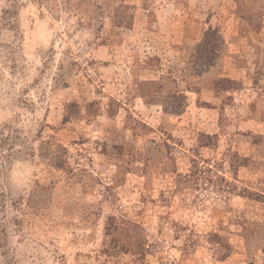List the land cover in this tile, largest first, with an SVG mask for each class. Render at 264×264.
<instances>
[{
	"label": "rangeland",
	"instance_id": "obj_1",
	"mask_svg": "<svg viewBox=\"0 0 264 264\" xmlns=\"http://www.w3.org/2000/svg\"><path fill=\"white\" fill-rule=\"evenodd\" d=\"M0 264H264V0H0Z\"/></svg>",
	"mask_w": 264,
	"mask_h": 264
}]
</instances>
